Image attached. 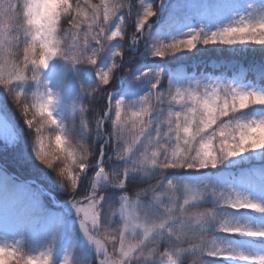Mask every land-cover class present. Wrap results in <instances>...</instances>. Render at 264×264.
<instances>
[{
  "label": "snow or ice",
  "instance_id": "snow-or-ice-1",
  "mask_svg": "<svg viewBox=\"0 0 264 264\" xmlns=\"http://www.w3.org/2000/svg\"><path fill=\"white\" fill-rule=\"evenodd\" d=\"M141 4L144 0H140ZM161 7L167 6L161 2ZM240 5H224L227 12ZM147 4L137 19L132 46L139 44L145 26L156 15ZM131 6L127 0H0V89L17 105L28 129L34 133L32 158L55 173L61 182H70L76 192L79 176L95 166L92 191L82 200L71 201L80 219V231L95 246L98 264H132L144 259L167 264H203V257L238 261L240 264H264V256L248 255L221 245L217 235L264 240V229L251 228L228 215L264 214V206L248 193H264L242 179L240 188L229 185L233 196L225 197L213 178L210 182L184 183L169 178L183 170L199 172L220 165L238 164L257 157L264 160V118L245 122L237 119L244 109L264 110V73L261 86L219 80H189L184 73L169 76L163 88L161 70L141 71L137 81L148 79L150 90L139 95L130 88L127 99H115L110 85L117 78L124 59V25ZM227 20L228 22H225ZM216 30L195 27L186 20L177 21L179 38L158 41L150 55L161 59L191 52L198 45L264 46V11L256 20L241 17L238 22L220 16ZM187 29L188 31H184ZM119 38V39H118ZM107 57L106 69L97 68L98 82L82 92L91 100H74L73 116L79 115L86 131L102 137L105 144L95 152L79 139L73 128L62 125L56 116L60 96L50 82L42 81L52 61H62L55 73L57 82L69 67H96ZM27 85H35L30 96ZM102 101L96 119L89 128L85 114L89 104ZM107 122V129L105 128ZM50 129L51 134H46ZM14 139V138H13ZM54 144V147H53ZM114 158L122 162L109 167ZM60 165L57 167V165ZM149 178L146 186L134 183V176ZM52 179V177H47ZM102 185L117 190L108 198ZM107 214L102 217V210ZM113 217L117 226L101 227ZM0 264H53L49 253L25 254L16 245L0 243ZM64 264H69L65 257Z\"/></svg>",
  "mask_w": 264,
  "mask_h": 264
},
{
  "label": "trees",
  "instance_id": "trees-1",
  "mask_svg": "<svg viewBox=\"0 0 264 264\" xmlns=\"http://www.w3.org/2000/svg\"><path fill=\"white\" fill-rule=\"evenodd\" d=\"M93 2L98 3L99 0H93ZM127 3L131 6L132 11L130 17L128 15L127 22L124 25V40L114 42L113 45L110 46L111 48L120 46L125 48L124 59L121 61V67L117 78H115L110 85L111 93L118 89L127 91L136 80V77L140 75V68L144 66L155 67L157 70H161L164 73L162 77V89L167 87L169 76L177 72L184 73L186 77L211 75L218 76L217 80H233L231 82L248 81L254 83L257 87L261 86V74L264 73V46L261 45H238L231 48L224 45H198L197 48L193 49L191 52L185 51L178 53L176 56H169L161 59L159 57H152L150 55V49L160 40L164 42L170 40L161 36L158 32L154 35L152 29H147L155 37L149 39L147 35H145L140 38L136 51L129 49L132 45V37L136 32L137 19L142 14L145 5L141 4L140 0H127ZM62 63V61L55 60L54 66L60 68ZM108 63H110V61H107V57L105 56L98 61L95 68L86 65H78L75 70H72L69 67L62 77L63 81L57 82L56 90L62 95L73 90L77 99L82 101L86 99L91 100V97L85 96L82 92V88L91 89L95 87L98 83L95 79L97 68L106 69ZM50 70V67L45 70L42 81L46 79ZM58 70L59 69H57V71ZM35 88V85H27L25 91L30 96L31 92L35 91ZM101 103L102 101L97 98L94 103L89 104V110L85 114V120L89 124L90 129L94 127L96 119L92 109L95 107L98 110ZM257 109L258 108H250L249 110L257 111ZM255 114H257V112H255ZM0 115V120L4 118L6 121V125L4 124L5 130H3L4 127H2L0 123L1 169H5L7 173L14 174L16 178L23 181L36 180L45 190L52 193L58 202L68 201L74 196L75 199L81 200L84 196L90 194L92 191L91 182L95 178V168L91 169L86 177H82L76 192L73 193L69 186L70 182L63 181V186H61V182L55 177V173L43 168L32 158L34 133L28 129L17 105L13 103L12 98L9 97L3 89H0ZM57 118L62 122V125L73 128L77 137L86 143L90 150L95 152L99 149V146L102 144V137L96 135L94 131H86L80 122L79 115H72L70 106L65 114L59 115ZM105 128L107 129V125ZM47 131L49 133L46 132V134H51L50 129H47ZM92 160L93 158H90L89 165H93ZM121 163L122 162L116 161L113 155L112 159L109 161V167L110 169L116 168L120 166ZM256 168L264 171V160L257 157L252 160H242L238 164H229L226 162L225 165H220L216 169H203L199 172L183 170L179 171V174H182L187 179L196 181H207L212 177H216L217 180L222 183H229L233 180H239L245 177L248 170ZM49 176L52 177V179H48L47 177ZM148 180L149 178L146 177L142 178L139 175L134 176V183L141 187L146 186ZM101 187H103L104 192L107 194L106 202L108 198H113V193L117 191L108 185H102ZM46 199L47 206L51 207V199L48 196H46ZM102 211L104 212L103 216H105L107 210L104 209ZM203 264L230 263L206 256L203 257Z\"/></svg>",
  "mask_w": 264,
  "mask_h": 264
},
{
  "label": "rangeland",
  "instance_id": "rangeland-1",
  "mask_svg": "<svg viewBox=\"0 0 264 264\" xmlns=\"http://www.w3.org/2000/svg\"><path fill=\"white\" fill-rule=\"evenodd\" d=\"M150 1L155 9H159L156 11V15H159L161 11L160 8L162 7L160 5L159 7L157 5L158 8L155 7L159 0H150ZM233 3L240 5L238 11L227 12L223 8L224 5L233 4ZM166 9L169 11L171 9L174 13H179L180 11L179 14L182 16L181 22L186 20L187 23H190L197 28L203 24L205 26V30L207 31V30H216V28L220 26L217 22L220 16L228 17L229 21L231 22H238L241 19V17L249 20H256L257 18H259L262 11H264V0H171L170 6L167 7ZM225 22L228 21L225 20ZM149 24L151 25L149 26V28L152 29L154 31V35H156V33L160 30L159 24L156 21L149 22ZM184 31L186 32L188 30L185 29ZM145 34H147V36L148 34L150 35L148 37L149 39L155 37L152 36L150 31H145ZM179 36H180L179 32L176 31L172 32V38L174 37L179 38ZM49 67L51 68V70L48 73L49 77L47 78V82L48 79L49 81L52 80V82H50L51 86L56 91V89L54 88L55 81L57 80L55 73H57V69L59 68L54 66V61L50 63ZM150 67L151 66H144L140 68L141 69L140 72L148 71L149 69L153 71L157 70L155 67H151V68ZM62 81L63 79H61L59 82ZM133 87L135 88L137 93V96L134 98H138L139 95L147 94V92L150 90V81L148 79H143L140 81L135 80L132 86L129 87V89ZM129 89H127V91L120 92L118 96L113 95V98L127 99L128 98L127 94ZM71 100L72 99L70 97L63 98L61 99L59 105L61 104L62 106L67 107L69 106ZM250 114H251L250 112H246V111L244 113L237 114V119H242L245 122H248L250 120L264 118V113L260 111H258V113L255 115L253 114L250 115ZM0 123L1 126L4 127L3 129L5 130L4 122H0ZM45 131L49 133L47 129ZM169 178L183 181L184 183L205 182L203 180H199V181L184 180V178L179 177L174 173H171ZM213 178L215 177H212L207 181L210 182ZM245 183L251 185L253 188L258 190V188H256L255 185L247 182ZM229 185L239 189L240 182H234L232 184H223L220 186L221 191H223L225 197L227 196L234 197L235 193L229 191V187H228ZM5 191H6L5 186L4 188H0V194L5 193ZM30 191H31L30 194L26 193L25 196H23L20 193H17L18 195H20L19 198L12 199V197H14L12 196L9 198L4 197L2 201L0 200V243L16 245L25 254L39 255L40 252L49 253L50 251L53 264H64L65 257L68 258L69 264H91L93 257L96 255L95 246L89 244L83 232L80 231V227H79L80 222L78 220L73 221L74 225L71 226L70 229H73L75 233L78 234V238L80 239L81 244L78 246L77 249H75V252L71 253L72 254L71 257L66 252L65 248L67 247L64 246V244H59V245H55L54 247H50L51 240H49L50 237L48 235H52V233L50 234L49 231L46 230V228L51 226L54 227L55 225L59 224L60 218L58 215H61V218L64 217L70 218V217H74V215H77L76 210L75 208L72 207L71 203H67L65 205L59 206V207H63L62 212L56 211V214L54 216H50L45 222H42L40 224L39 233L37 235H34L33 237L28 236V240H26L25 238L26 235L24 232L25 231L24 227L26 223H23L26 220L23 221L18 220V217L15 216V209L17 207H23V210H27V212L30 213L29 203L33 204L34 199L38 195V191L36 189H31ZM13 192H15V190H13ZM248 195L250 199L264 206V193H260L259 191H252L249 192ZM20 201H27L28 203H26L24 206H20L19 205ZM35 206L36 205L33 204L31 208L34 209ZM228 215L233 216L234 219L239 220L240 223L246 224L248 227L254 229L256 228L264 229V214L248 213V212L235 214L229 212ZM117 220L118 217H113L110 223L105 224V226L102 223L101 227H109L114 229L117 226ZM66 226L67 224L65 225V227ZM60 227L62 231L64 229L63 224ZM216 238L221 243L222 246L229 248L230 250L241 251L248 255L264 256V245H260L258 244V242H253L248 240V239L254 240L253 238L240 237V236H226L222 234H218ZM228 262L235 263L238 261H228ZM153 263L157 264V261L152 259H144L143 257H141L139 260L132 261V264H153ZM159 264H167V262L161 260L159 261Z\"/></svg>",
  "mask_w": 264,
  "mask_h": 264
},
{
  "label": "clouds",
  "instance_id": "clouds-1",
  "mask_svg": "<svg viewBox=\"0 0 264 264\" xmlns=\"http://www.w3.org/2000/svg\"><path fill=\"white\" fill-rule=\"evenodd\" d=\"M60 165L58 164L57 167H59Z\"/></svg>",
  "mask_w": 264,
  "mask_h": 264
}]
</instances>
